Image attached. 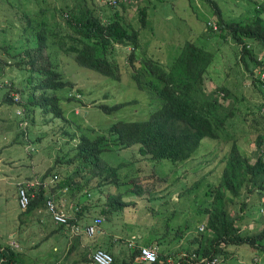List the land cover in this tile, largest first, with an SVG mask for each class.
Segmentation results:
<instances>
[{"label": "trees", "instance_id": "trees-1", "mask_svg": "<svg viewBox=\"0 0 264 264\" xmlns=\"http://www.w3.org/2000/svg\"><path fill=\"white\" fill-rule=\"evenodd\" d=\"M123 1H114L120 6V10L112 8L105 15H100L88 0H76L72 7L67 6L57 13L56 16L60 20L56 22L55 27H50L47 22L45 9L40 10L43 17L40 22L35 20L36 26L32 23L34 19L25 14L24 21L27 26L22 25L21 29H18V26L13 25L8 28L13 34L24 35V48L11 52V44H0V84H4V80L10 81V84L0 88V95L3 96L5 92L0 109H7L8 114L16 121L24 123L22 133L32 143L37 140L32 138L33 131H40V135H45V124L49 116L58 122L69 124V116L73 119L79 117L75 109L84 108L83 94L81 91H75L70 79H66L60 59L68 60L76 69L84 68L116 82H122L124 72L130 69L132 71L128 72L133 73L130 78H133L136 88L151 93L160 103L147 120L118 121L108 129L107 125L102 130L89 127L79 138L75 134L72 135L71 139L78 142L72 148V153H67L68 159L65 157L59 160V167H52L42 178H37L39 185L31 189L30 195L35 191V196H30L31 203L26 209L20 206L18 194L21 217L29 221L43 209V212H47L52 218L46 203L53 198L56 208L66 213L68 221L62 225L54 222L58 228L53 229L46 240L60 233L69 234L76 228L80 230L74 233L78 236L69 249V256L63 260L61 258L55 264H93L92 256L97 249L110 253L114 258L113 264H209L215 259H218L216 264H230L232 256L228 248L231 246L252 248L245 258L244 255L242 258L253 262L250 257L264 256V227L257 236H251L244 233L238 222L244 220L248 216V208L253 207L264 196V83L258 75L259 71L264 69V61L259 57V54L264 52V0H245L248 5L254 6L253 16H243L240 20L225 19L220 8L221 0H202L211 12L209 18L204 16L207 29L203 32L204 40L199 44L187 40L181 51H177L178 57L174 55V61L167 66L153 55H149L147 49L142 47V32L149 29L154 33L149 20V11L152 8L144 4L130 17V6L123 4ZM147 2L150 1L145 0V3ZM237 4L239 7L240 4ZM173 7L163 10L184 13L189 9L184 4L181 7ZM2 31L7 32V29ZM229 41L236 47L234 52L227 51L234 60L230 69L238 68V74L241 76H235L237 82L231 83V88L227 80L215 89L206 91V78L220 73L218 69L211 72L216 63V55L222 52L224 45L229 44ZM140 50L142 55L138 54ZM118 51L125 58H120ZM243 69L250 74L251 84L255 88L247 89L244 86L243 82L247 77ZM11 71H17L18 74L12 76L9 74ZM223 76L221 74V77ZM237 86H240L239 91ZM253 90L262 96L260 100L253 101L254 96L250 94ZM245 93H249L250 99H247ZM135 103L136 101H130L114 106L103 104L95 110L100 114L102 111L111 115ZM236 103L245 104L251 109L245 113L236 107ZM235 122H250V133L258 134V156L254 157V163L242 153L237 138L231 134L229 128ZM64 134L69 135V132L66 130ZM42 139L40 137L38 141ZM204 139L225 143L233 141V145L219 185L214 188L211 208L206 210L207 220H201L205 226L200 231L199 226L197 227L194 238L187 246L174 254L165 253V242L169 235L165 230L163 236L158 233L152 235L155 241H147V244H141L143 238H121L120 242L125 243L126 249L119 252L115 249V244L106 239L92 252L83 248L82 254L80 252L81 258L77 262L71 259L74 253L83 247L82 234L88 237L85 233L86 226L91 225L96 218L103 219V225V217L110 218L130 205L123 200V195L110 194L106 206L102 205L100 214L90 220L91 208L98 203L95 199L100 200L107 187L120 189L122 185H129L128 180L120 176V170L125 164L114 167L103 159V155H116L121 151L136 148L139 157H147L155 162L167 160L177 164L191 160L201 148ZM133 159L132 166H140V160L135 157ZM151 179L154 180L149 177L144 181ZM34 180L35 178H29L27 182L32 183ZM26 184L22 186L26 187ZM145 191L137 186L135 190L129 189L128 192L136 197L143 195ZM151 194L153 193H150V196ZM260 205L264 206V201ZM232 206L242 211L239 220L233 219L229 212ZM43 217L39 218L38 225L44 223ZM102 225L97 235L105 233ZM16 231L18 236L22 237L25 228H17ZM179 232L178 239L187 236L184 230ZM15 240L19 243V248L25 245L22 238L17 237ZM3 246L1 244L0 248ZM144 247L156 252L155 263H145L141 260ZM19 248L8 246L1 250L0 260H3V264H24Z\"/></svg>", "mask_w": 264, "mask_h": 264}, {"label": "rangeland", "instance_id": "rangeland-1", "mask_svg": "<svg viewBox=\"0 0 264 264\" xmlns=\"http://www.w3.org/2000/svg\"><path fill=\"white\" fill-rule=\"evenodd\" d=\"M88 1L100 15H105L112 8L120 10V6L114 2L115 0ZM147 1L150 2L124 0L125 3L123 4L130 6L128 7L131 13H129L130 17L144 4H148L152 8L149 11L151 13L149 20L151 27L154 28V33L149 29L142 32V47L144 50L147 49L149 55H153L159 61H162L165 66L174 61L172 57L177 56V51L181 49L187 40H191L195 44H199L204 40L203 32L207 30L204 16L206 15L209 18L211 12L202 0ZM74 2L76 0H0V44L5 46L6 43L11 44V52L17 48L23 49L26 44L25 40L22 39L24 35L13 34L12 31H8V28L13 25L18 26V29H21L22 25L27 26L26 21H24L25 14L32 20L34 19L32 23L36 26L35 20L40 22L41 17H43L40 12L42 9L47 10L46 18L50 27H55L56 22L60 20L56 16L57 13L67 6L72 7ZM169 2L170 4H166ZM237 3L240 4L239 7H237ZM183 4L189 7L184 13H178L177 10L167 11L174 8L173 5L181 7ZM192 4H194L193 7ZM220 4L227 20H240L243 16H253L254 7H248V2L245 0H221ZM262 18L264 20V15H262ZM212 20H214L213 17ZM5 28L8 34L6 31H2ZM224 46L222 52H220L221 55H216V63L211 69V72L218 69L220 73L218 72L214 77L210 75L206 78V91L215 89L227 80L231 88V83L237 82L235 76H241L238 74V68L236 70L230 69V66L233 67L234 65V60L227 54V51H235L234 43L229 41V44ZM128 50H131V48H128ZM46 53L48 54L49 51H46ZM117 54L120 58H125L120 51ZM138 54L142 55V51L140 50ZM259 57L264 60V55L261 53ZM60 61V65L66 73V79H70L75 91H81L83 94L84 108L75 109V113L79 115L78 118L73 119L69 116L70 123L65 124L49 116L45 124V135H40V131H33L34 137L32 138L37 140L32 143L22 133L24 132V123L21 124L16 121L14 117L8 114L7 109H0V233H4L6 242L15 248L18 243L13 239L10 240L9 235L12 234L11 231H16L17 228H25L22 237L21 235L18 236V232H16L17 235L14 234L15 239L17 237L22 238L26 245V249H23V252L21 251L24 264H40L38 257L41 252L48 251L50 254L52 238L49 240H46V238L49 237L48 234L53 229L58 228V225L53 222L47 212H43V209L37 216L31 217L29 221L25 217H21L22 211L18 204V194L22 185L29 183L27 182L29 178H35L34 181H36L37 178H42L50 168L59 167L58 162L60 159L65 157L68 159L67 153H72V148L78 143L76 140L71 139L72 135L75 134L79 138L89 127L102 130L107 125L106 128L108 129L112 126L111 124L118 121H144L160 106L154 95L136 88V83L132 80L133 78H130L133 73L128 72L132 71L130 69L124 72L122 82H116L84 68H80L81 70L76 69L66 59H60ZM243 72L247 77L243 82L244 86L247 89L255 88L251 84L250 74L246 73L244 69ZM9 74L16 76L18 72L11 71ZM221 74L224 76L221 77ZM225 76L226 80H224ZM233 79L234 81H232ZM5 84H10L9 79L4 80V84L1 83L0 88ZM237 88L239 91L240 86H237ZM4 93L3 96L0 95V102L3 100ZM256 93L257 91L254 90L250 93L254 96L253 101L262 98ZM245 94L247 99H250L249 93ZM130 101H136V103L111 115H106L102 111L100 114L99 111L95 110L103 104L114 106ZM262 102L259 101V103ZM236 104V107L245 113L251 109L246 107L245 104ZM248 124L250 125V122L243 124L235 122L229 129L231 134L237 138L242 153L254 163V157L258 156L256 152L258 134H251ZM66 130L69 135L64 134ZM233 136L232 140L234 139ZM40 137L43 139L38 141ZM232 145L233 141H226L225 143L224 141L204 139L201 148L191 160L177 164L167 160L155 162L147 157H139L136 148L121 151L116 155L108 153L103 155V159L114 167L118 164H125L124 168L120 170V176L122 179L128 180L129 185H122L120 189L113 186L107 187L103 197L100 200L99 198L95 199L98 203L97 206L91 208L90 220L100 214L102 205L105 204L106 206L110 194L123 195V200L130 203V205L110 218L103 217L105 221L102 229L105 233L102 235L90 238L82 234L86 241L84 238L82 243L80 241L83 247L78 249L71 259L77 262L81 258L80 252L81 250L83 252V248L92 252L101 246L106 239L112 241L115 244V249L119 252L126 249L125 243L120 242L121 238H129L130 240L137 237L143 238L141 244H147V241H155L152 235L158 233L159 236H163L166 231L169 235L165 242V253L174 254L179 249L187 246L188 242L194 238L197 227L199 226L198 230L200 231L205 226L202 225L205 223L204 221L202 223L201 220H207L208 212L206 210L209 211L211 208L214 191L219 185ZM133 156L135 159L140 160V166L138 164L132 166ZM137 168L139 169L137 170ZM139 170L141 171L139 172ZM153 173L156 175H153ZM149 177H153L154 180L144 181L145 178ZM143 182L146 183L143 184ZM137 183L138 185H135ZM137 186L146 191L143 195L135 197L128 191L129 189L135 190ZM150 193H153L152 196H150ZM261 199L264 201V196ZM262 200L255 203L253 207L248 208L246 212L248 216L242 221L239 220V216L243 214L242 211L240 212L234 206L230 207L229 210L233 219L239 220L238 224L242 226L244 233L251 236H257L264 227V206L260 205V203H263ZM235 212L238 214L236 215ZM42 216H44L43 226L37 224ZM107 220L108 222H106ZM179 230H184L187 236L178 239ZM76 236L78 235L74 232L59 234L57 239L58 244L61 246L60 251L63 254L66 253L68 248L72 247V244L76 241ZM251 249L247 246L229 247L228 251L232 256L229 260L230 264H244L243 262H246L245 264H264V256L250 257L253 262L242 258L243 255L245 258Z\"/></svg>", "mask_w": 264, "mask_h": 264}, {"label": "built area", "instance_id": "built-area-1", "mask_svg": "<svg viewBox=\"0 0 264 264\" xmlns=\"http://www.w3.org/2000/svg\"><path fill=\"white\" fill-rule=\"evenodd\" d=\"M261 82L264 83V71L260 73ZM26 187H21L20 190V206L23 209H26L30 203H31V197L35 196V191L32 192L30 195L31 189L37 185H39V182L35 181L32 183H27ZM47 210L51 214L53 222H55L58 225L66 224L68 221V216L65 212L59 211L54 203L53 198L49 199L46 203ZM103 223V219L96 218L95 221L91 224L86 226L85 233L88 237L93 238L98 233H100V226ZM78 228L74 229L73 232H79ZM141 260L145 263H155L157 261V254L154 250L144 247L141 252ZM92 262L93 264H113L114 258L113 256L108 253L107 251L103 249H97L92 256ZM218 262V259H215L212 261V263L209 264H216ZM0 264H3V260H0Z\"/></svg>", "mask_w": 264, "mask_h": 264}, {"label": "crops", "instance_id": "crops-1", "mask_svg": "<svg viewBox=\"0 0 264 264\" xmlns=\"http://www.w3.org/2000/svg\"><path fill=\"white\" fill-rule=\"evenodd\" d=\"M248 7H250V5H248ZM254 7V6H253ZM255 8H256V6H255ZM257 8H259V7H257ZM261 54L262 55H264V52H261ZM10 232V231H9ZM12 232V234H10L9 235V238H10V240H12L13 239V241H15L16 243H18L16 240H15V235H17L16 234V232L17 231H11ZM51 233V232H50ZM15 234V235H14ZM4 233H0V245L1 244H3L4 246L2 247V248H0V251L1 250H3L4 248H6V247H8V246H11V247H13L14 248V246L13 245H10V244H8L7 242H6V240L4 239ZM50 234H48V236H49ZM58 236L59 235H57L56 237H51L52 238V241H51V247H52V249L50 250V254H49V252L48 251H42L41 252V254L39 255V257H38V259L40 260V264H55V262H57V261H59L60 259H61V257H62V260L65 258V257H67V256H69V254H68V252H69V248L67 249V251H66V253H64L63 254V252L62 251H60V245L58 244L59 242H58ZM22 242H24V241H22ZM15 243V244H16ZM19 243L17 244V247H15V248H19ZM28 247V246H27ZM63 247V246H62ZM20 249V251H22L23 249H26V246L24 245V246H22V247H20L19 248ZM23 252V251H22ZM22 256H23V254L21 253V259H22ZM37 261V260H36ZM35 261V262H36Z\"/></svg>", "mask_w": 264, "mask_h": 264}, {"label": "clouds", "instance_id": "clouds-1", "mask_svg": "<svg viewBox=\"0 0 264 264\" xmlns=\"http://www.w3.org/2000/svg\"><path fill=\"white\" fill-rule=\"evenodd\" d=\"M260 60H262V59H260ZM262 61H264V60H262ZM263 71H264V69H263V70H261V71H259V74H258V75L260 76V73H261V72H263Z\"/></svg>", "mask_w": 264, "mask_h": 264}]
</instances>
